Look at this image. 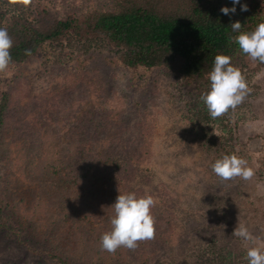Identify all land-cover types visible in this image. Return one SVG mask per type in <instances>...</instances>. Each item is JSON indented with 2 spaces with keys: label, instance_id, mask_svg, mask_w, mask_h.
I'll use <instances>...</instances> for the list:
<instances>
[{
  "label": "trees",
  "instance_id": "obj_1",
  "mask_svg": "<svg viewBox=\"0 0 264 264\" xmlns=\"http://www.w3.org/2000/svg\"><path fill=\"white\" fill-rule=\"evenodd\" d=\"M242 4H247V11L240 10ZM30 6L36 9L33 18L28 16ZM224 6L231 8L233 0H31L27 6L0 0V27L7 28L13 40L12 62L7 72L0 74V163L13 174L16 166L27 171L26 166L37 158L35 175L44 187L34 208L44 212L45 222L37 231L14 212L11 202L15 194L0 187V243L5 239L16 246L20 250L18 257L14 254L17 260L32 257L39 264H130L129 249L122 247L114 254L102 251L100 239L111 230L112 204L118 194L153 197L143 188L132 187L120 175V166L112 164L118 161L117 152H122L117 133L127 127L125 122L132 120L142 137L146 131L152 135L155 73L179 77L188 84L207 83L208 89L214 57L224 54L252 87L247 96L255 97L261 87L249 83L252 74L264 70V63L242 53L229 37L238 35L230 27L237 20L241 32H251L264 21V0H240L230 15L220 11ZM47 44L75 49V56L64 84L31 96L32 86L21 70L37 59ZM120 72L127 76L123 102L110 105L111 100L100 101L111 92L109 88L114 87V92L120 89ZM198 89L201 95L207 92L202 85ZM247 96L237 109L248 103ZM197 104L207 109L202 99ZM62 116L67 121L64 139L57 141L58 135L39 138L44 129L53 131L54 136L58 127L52 126ZM227 116L215 120L222 133L215 136L217 127H212L206 139L234 152V138L224 132L230 128ZM17 138L21 139L19 150L24 152L20 165L11 155ZM96 139L102 148L99 158L93 155ZM95 166L99 169L92 180L88 169ZM152 215L155 237L143 242L161 246L171 238L174 223L169 216L160 215L156 205Z\"/></svg>",
  "mask_w": 264,
  "mask_h": 264
},
{
  "label": "rangeland",
  "instance_id": "obj_2",
  "mask_svg": "<svg viewBox=\"0 0 264 264\" xmlns=\"http://www.w3.org/2000/svg\"><path fill=\"white\" fill-rule=\"evenodd\" d=\"M28 10L29 18L35 17V7L30 6ZM7 12L6 5L5 21L8 19ZM42 50L37 59L21 70L32 86L31 96L64 84L75 56V49L63 50L50 44ZM154 76L157 80L152 83V135L149 137L146 131L142 137L132 120L125 122L127 127L122 133H117L122 142V152H117L118 161L112 165L120 166V175L132 187L151 193L159 214L169 216L174 226L171 238L161 246L154 241L147 245V242H138V247L127 255L130 256V264H246V252L252 244L232 233L238 224H245L255 239V246L264 247V70L252 74L249 83L250 86L254 82L261 86L257 95L247 96V104L225 114L232 130L229 132V128L224 132L233 136L234 152L220 144L211 145L206 139L212 127H217L215 136L223 131L207 109H201L197 104L201 100L198 88L202 85L208 91L210 87L206 89L207 83L197 81L188 84L184 79L162 72ZM118 81L120 89L114 92V87L109 88L111 92L105 93L100 101L111 100L110 105L123 102L127 81L124 72L119 73ZM250 89L253 90L252 87ZM97 93H94L95 100L99 99ZM65 121L62 116L53 124L52 128L58 127L54 136L53 131L46 133L44 129L39 138L40 135L42 138L58 135L57 141L60 142L67 132ZM114 131L113 127L111 133ZM144 138H148L147 141ZM17 139V143L11 145V155L14 163L20 165L19 159L24 158V152L19 150L21 139ZM98 143L97 140L94 144L93 155L96 158L102 151ZM226 154L245 159L247 166L254 170V177L249 181L240 178L221 181L211 166ZM1 163L0 187L3 190L8 188L15 194L11 202L14 212L21 214L24 224L39 230L45 221L44 212L34 210L41 201L36 197L41 196L43 187L42 181L39 183L35 175L37 158L26 166L27 171L16 166L13 174H8ZM98 169L97 166L88 169L92 180ZM23 183L26 186L22 187ZM19 192L21 194L18 195ZM19 251L4 239L0 243V264L40 263L32 257L30 260H17L15 255H20Z\"/></svg>",
  "mask_w": 264,
  "mask_h": 264
},
{
  "label": "clouds",
  "instance_id": "obj_3",
  "mask_svg": "<svg viewBox=\"0 0 264 264\" xmlns=\"http://www.w3.org/2000/svg\"><path fill=\"white\" fill-rule=\"evenodd\" d=\"M27 6L31 0H12ZM240 0H233L231 8L224 6L220 11L224 15L234 14L235 5ZM241 11H247V4L240 6ZM231 30L238 35L229 37L238 44L239 49L253 61L264 63V22L259 23L251 32H241L240 21L230 24ZM13 47V40L7 28L0 27V74L6 73L12 56L10 49ZM26 54H30L26 51ZM210 89L201 95V99L212 119L219 118L229 110H234L245 100L250 93L246 78L241 71L231 62V57L224 54H217L214 57L212 70L208 73ZM213 173L223 182L236 178L244 181L251 180L255 173L247 166V161L237 155H224L216 159L212 164ZM156 200L151 195L137 196L134 192L118 194L114 208V215L110 220L111 230L102 234L100 247L102 251L114 254L120 248L135 250L138 242L149 241L155 237V220L152 209ZM232 235L244 241L251 242L248 247L246 259L248 264H264V247L255 246V239L245 224H238Z\"/></svg>",
  "mask_w": 264,
  "mask_h": 264
}]
</instances>
